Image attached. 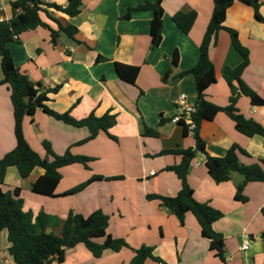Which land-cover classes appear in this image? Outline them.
<instances>
[{
  "label": "crops",
  "instance_id": "0c3cea01",
  "mask_svg": "<svg viewBox=\"0 0 264 264\" xmlns=\"http://www.w3.org/2000/svg\"><path fill=\"white\" fill-rule=\"evenodd\" d=\"M6 0L2 14L6 22L13 17L12 3ZM65 8L68 0H40ZM155 0H82L80 14L70 18L55 9L40 17L48 28L37 27L21 34L10 45L15 66L33 83L44 90L60 87L48 95L46 106L75 120H84L93 114L115 118V125L107 133L101 131L87 143V128H76L57 121L42 110L23 121V132L30 147L43 159L52 160L45 150V142L56 155L67 151L74 156L92 159L88 169L81 164L60 170L61 181L55 191L57 197H45L32 192V184L45 174L36 168L23 180L18 170H7L4 193L20 189L25 212L36 217L45 213L50 217L46 233L60 234L59 225L72 212L88 217L102 211L109 217L107 234L123 239L129 248L120 252L106 250L95 258L79 244L68 249L63 264H130L134 250L142 246L153 248L155 257L165 264H264V183H249L244 189L246 203L235 199L237 186L243 177L233 174L231 180L215 184L205 166L203 154L191 162L188 182L197 202L208 204L223 213L213 224L216 233L223 236L227 261L223 263L210 251V241L202 235L197 219L187 213L182 226L177 218L161 206V201L149 196L175 197L181 190V181L169 167L177 166L182 157L160 155L164 151L195 150V138L186 133V121L173 122L182 116L179 99L186 96L187 106H195L196 85L192 75L176 81L182 72L196 66L200 45L213 13V0H163V40L154 47L151 38L152 11L130 9ZM260 14L264 17V0ZM196 12L197 18L189 34H184L174 23L177 13ZM75 27L73 39L60 34L53 40L51 30ZM226 29L238 33L239 41L249 51V65L243 80L264 99V24L256 21L252 7L235 2L227 11ZM179 52V65L173 66L174 53ZM210 60L215 66L217 81L206 91L210 103L224 108L230 104L231 91L224 79L227 68H237L241 55L232 45L227 31L219 33L210 47ZM116 64L138 68L134 84L123 81ZM167 73H169L168 76ZM166 76V79H165ZM3 80L0 59V82ZM35 99L29 100L33 104ZM236 108L246 119L264 127V106H254L249 98L241 96ZM187 117V116H186ZM15 121L11 91L0 85V159L16 146ZM153 131L156 137L146 135ZM200 136L206 146V156L224 157L237 145L249 157L239 155L244 165H253L264 158V143L260 136L248 138L235 129L234 122L219 113L213 120L203 121ZM205 156V157H206ZM93 177L103 178L90 184L82 192L64 196ZM116 180H108V179ZM35 234L40 228L35 220ZM7 232L0 235V257L9 255ZM102 243V240H99ZM248 244V250H243ZM53 264H59L54 261ZM144 264H161L147 259Z\"/></svg>",
  "mask_w": 264,
  "mask_h": 264
},
{
  "label": "trees",
  "instance_id": "16d2710c",
  "mask_svg": "<svg viewBox=\"0 0 264 264\" xmlns=\"http://www.w3.org/2000/svg\"><path fill=\"white\" fill-rule=\"evenodd\" d=\"M162 2L163 0H155L153 3H146L130 9L125 16L126 19H129L135 11L153 12L151 38L154 47H159L163 40L164 10ZM235 2H241L252 7L256 21L264 24V17L260 14L258 0H213V13L200 45L198 63L191 70L182 72L175 78L178 81L187 75H192L195 79L196 111L191 115V118L197 126L193 136L196 148L195 150H172L160 153V155L173 154L182 157V162L179 165L167 169L177 175L182 188L175 197H148L149 199L161 201V206L173 214L182 226L186 214L191 213L197 219L202 235L210 241V251L216 253V257L223 263L227 261L225 241L222 235L214 231L213 224L222 219L224 215L210 205L196 201L194 190L188 182V175L193 159L199 154L206 156V146L200 136L201 125L205 120H213L219 113H225L234 122L237 132L248 138L260 136L264 143V127L253 120L246 119L236 108L241 96L249 98L254 106H264V99L249 88L243 80V73L249 65V51L240 43L236 31L224 27L227 11ZM81 6L82 0H68V5L65 8L55 4H44L40 0H18L12 3V19L8 22H0V59L3 73V80L0 85H7L11 91L16 139L15 148L0 159V235L3 231L7 232V241L10 244L8 253L14 264H53L54 261L63 264L66 251L79 244L84 245L97 259L101 258L106 250L120 252L124 248H129V245L123 239H113L107 234L109 217L102 211H96L88 217L71 212L67 219L59 225V235L46 233L44 230L48 226L50 217L45 213H40L35 217L32 212H25L23 200L20 197V189H16L11 194L4 193L1 188L4 185L9 168L15 167L20 177L26 180L39 167L45 171V174L32 184V192L37 195L55 198L57 197L55 191L62 178L60 170L75 164H81L88 169V164L92 161L87 157L74 156L70 150L63 156L56 155L47 142L43 146L52 157V160L43 159L30 147L25 139L23 121L26 116L32 117L38 110H42L49 117L64 124L76 128H87L90 136L79 144L95 139L101 131L107 133L115 125V118L109 115L96 118L91 114L88 118L78 121L70 113L59 114L49 109L46 106L48 95L57 93L60 87L44 90L39 84L33 83L15 66L10 49V45L15 43L17 38L24 32L34 30L37 27L48 28L40 17L41 13L49 15L46 9H55L70 18H74L80 14ZM196 18V12H180L173 17V21L184 34H189ZM57 23L59 30H51L53 40H56L61 33L71 39L74 38L77 33L75 27L63 28L59 22ZM223 30L229 34L233 47L242 57V62L237 68H227L224 72L223 76L230 87L231 97L230 104L221 108L207 101L206 91L217 81L215 66L209 56L210 47L217 42L218 35ZM172 64L175 67L179 65L178 51L174 53ZM115 66L118 76L123 81L130 84L135 83L139 74L138 68L121 64ZM168 75L169 73L166 76ZM32 99H35V102L30 104L29 100ZM186 133H189L187 128ZM145 134L153 137L157 136L155 132L150 130H146ZM239 155L249 157L245 150L233 145L224 157L206 156L205 166L215 184L229 182L233 174L242 176L243 182L237 186L235 199L238 202L246 203L248 199L243 194L245 187L249 183H264V158L253 165H244L240 162ZM102 179L101 177H93L64 196L76 195L93 182ZM35 220L40 228V232L37 234L33 232ZM261 236L264 239V231ZM99 240H102V243H99ZM134 253V258L130 264H144L147 259L165 264L161 259L154 256L151 247L142 246L134 250Z\"/></svg>",
  "mask_w": 264,
  "mask_h": 264
},
{
  "label": "built area",
  "instance_id": "2783aa9c",
  "mask_svg": "<svg viewBox=\"0 0 264 264\" xmlns=\"http://www.w3.org/2000/svg\"><path fill=\"white\" fill-rule=\"evenodd\" d=\"M6 0H0V22H4V17L2 14V5L5 3ZM16 38V37H15ZM179 105L180 108L183 110L182 116H178L173 119V122H179V121H186L187 123V129L191 136H194L195 130L197 128L196 124L193 122L191 115L195 113L196 107L195 106H187L186 104V96L182 95L179 99ZM187 116V117H186ZM203 158L206 161L205 155H203ZM248 244H245L243 247V250H248ZM0 264H14L11 257L9 255L0 257Z\"/></svg>",
  "mask_w": 264,
  "mask_h": 264
},
{
  "label": "rangeland",
  "instance_id": "374dc122",
  "mask_svg": "<svg viewBox=\"0 0 264 264\" xmlns=\"http://www.w3.org/2000/svg\"><path fill=\"white\" fill-rule=\"evenodd\" d=\"M4 184H5V182H4Z\"/></svg>",
  "mask_w": 264,
  "mask_h": 264
}]
</instances>
